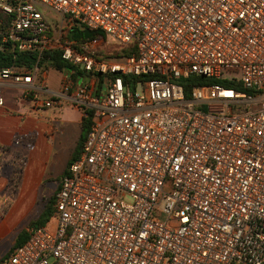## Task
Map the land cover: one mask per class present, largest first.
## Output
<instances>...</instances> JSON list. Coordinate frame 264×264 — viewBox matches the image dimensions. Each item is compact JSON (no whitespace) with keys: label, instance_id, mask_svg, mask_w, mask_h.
<instances>
[{"label":"built area","instance_id":"obj_1","mask_svg":"<svg viewBox=\"0 0 264 264\" xmlns=\"http://www.w3.org/2000/svg\"><path fill=\"white\" fill-rule=\"evenodd\" d=\"M69 30L134 48L101 59ZM5 47L36 62L0 69V106L20 87L28 113L91 123L53 223L0 264H264V0H0ZM46 52L71 66L57 91ZM190 76L220 83L187 99Z\"/></svg>","mask_w":264,"mask_h":264},{"label":"crops","instance_id":"obj_2","mask_svg":"<svg viewBox=\"0 0 264 264\" xmlns=\"http://www.w3.org/2000/svg\"><path fill=\"white\" fill-rule=\"evenodd\" d=\"M64 70L49 69L47 81L52 91L59 89L64 77ZM50 72L55 74L53 81L49 78ZM20 91V87L6 88L4 91V104L0 106V146L12 147L13 140L19 139L17 146L20 147L26 157L25 178L22 184L21 196L15 207L2 218L1 191L7 185V181L1 177V161L4 155L0 152V241L7 230L10 229V224L15 223L16 212L19 207L23 206L25 193L28 190L37 189L44 181L46 162L56 144L60 147H70L69 161L77 147L81 131L82 116L78 110L71 107H66L62 111L46 110L40 113L43 115L39 117L40 114L35 115L27 112L25 105L20 102ZM4 158L9 157L5 156ZM67 167L59 178L54 193L59 190L61 179L66 173ZM11 248H9V251Z\"/></svg>","mask_w":264,"mask_h":264},{"label":"rangeland","instance_id":"obj_3","mask_svg":"<svg viewBox=\"0 0 264 264\" xmlns=\"http://www.w3.org/2000/svg\"><path fill=\"white\" fill-rule=\"evenodd\" d=\"M65 37L68 40L79 41L77 38H69V32H66ZM85 40H89V42L93 44L94 49L100 55L103 54L108 56V59L111 60L117 59L115 55H117L122 49V46L99 37L92 40ZM49 78L51 81H53V79H55V74L50 72ZM145 92H148L146 87ZM197 109L202 112H206V108L203 106L197 107ZM41 115L43 114H40L39 117ZM69 148V146L60 147L58 144H56L55 149H53L49 159L46 162L44 181L37 187V189L32 191L28 190V192L25 193V201L22 203L23 206L17 209L14 219L15 223L10 224V229H8L7 233L1 238L0 259L8 255L7 252L9 251V248L13 247L18 234L23 231H27V229L30 228V223L38 218L45 205L52 198L54 191L58 186L59 178L67 167ZM2 162L8 164L9 166V168H7L6 165L3 164L1 172V177L7 181V185L1 191V212L3 218L8 211L15 207L17 200L21 196L22 184L25 178V169L22 167L21 162H19L17 158H2ZM10 165H14L15 168L11 169ZM8 170H13V173L16 172V177L18 178L16 179L14 177V181L9 179V175H11V173H9ZM52 223L53 222L51 219L49 224ZM47 227H49V225H47Z\"/></svg>","mask_w":264,"mask_h":264},{"label":"trees","instance_id":"obj_4","mask_svg":"<svg viewBox=\"0 0 264 264\" xmlns=\"http://www.w3.org/2000/svg\"><path fill=\"white\" fill-rule=\"evenodd\" d=\"M68 32H69V38H77V39H79V41H85L84 31L69 30ZM98 37L106 40L105 35L100 33L99 31H97L95 33V35L92 38H90V40L96 39ZM133 48H134L133 45H131L129 47L122 46L121 51H119L117 54L118 56L117 55H115V56L118 58L120 56L128 55L132 52ZM94 51H95V55L97 57H99L101 59H108V56H105L103 54L100 55L95 49H94ZM44 57H45V60H44L43 65L49 69L52 68V69H56V70H64V69L71 68V66L69 64L65 63L61 59V54L59 52H46ZM35 62H36V54L34 52H19L17 50H13L11 47H5L2 50L0 49V69L7 68V67H10L12 65L25 66L26 68L29 69L35 64ZM123 79L127 82L129 79H131V77H124ZM176 82H177V84H179L183 88L185 97L187 99L190 98V93H191V90L193 89V87L220 83L219 81H216L215 79L198 77V76H190L187 79H179ZM225 87H229V85H225ZM236 89L241 90L239 88H236ZM90 123H91L90 117H82L81 131H80V135H79V139H78V144H77V147H76L74 153L72 154L70 160L68 161L67 166H69L76 159V157L79 155L81 148H82V144H83V142H84V140L88 134V131L90 128ZM18 140L19 139L13 140L12 147L0 146V152L2 155H4L2 158H4L5 156L17 158L19 160V162H21L22 167H25L26 157L24 155V152L20 149V147L17 146ZM1 164H2V166L4 164V165H6L7 168H9L8 164H6L2 161H1ZM10 167H11V169L15 168L14 165H10ZM22 167H21V170H22ZM13 172H14L13 170H11V171L9 170V173H11V175H9L10 178H9V176H8V178L14 181V177L16 179L18 177H16L17 173L16 172L13 173ZM53 201H54V195L49 200V202L45 205L43 211L40 213L38 218L35 221H33L32 223H30V225H29L30 227H36V226L42 227V226L49 225V223L52 219ZM27 239H28V235H27L26 231L19 233L16 240H15L13 247L11 248V250H13V249L21 246L22 244H24Z\"/></svg>","mask_w":264,"mask_h":264},{"label":"water","instance_id":"obj_5","mask_svg":"<svg viewBox=\"0 0 264 264\" xmlns=\"http://www.w3.org/2000/svg\"><path fill=\"white\" fill-rule=\"evenodd\" d=\"M94 35H95V32L94 31H90V30H85L84 31V37H85V39H90Z\"/></svg>","mask_w":264,"mask_h":264}]
</instances>
